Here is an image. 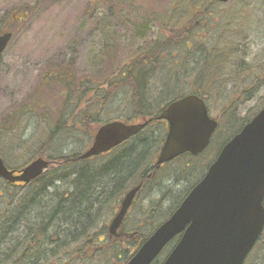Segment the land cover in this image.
Here are the masks:
<instances>
[{
    "label": "rangeland",
    "instance_id": "obj_1",
    "mask_svg": "<svg viewBox=\"0 0 264 264\" xmlns=\"http://www.w3.org/2000/svg\"><path fill=\"white\" fill-rule=\"evenodd\" d=\"M170 1L127 0V3L121 4L117 0H0L2 16L11 17L13 12L21 19L13 39L3 53L9 70L0 64V129L5 132L0 139V155L4 164L10 168L25 165L34 158V152L41 148L42 143L46 142L45 137L49 129L54 126L56 116L62 111L59 77L65 76V72L70 73L72 79H79L73 84L78 89L92 87L95 82L102 83L111 75L113 64L125 62L126 66L135 51L153 40L155 35H160V31L167 33L164 27L162 30L160 22L163 20L159 15L166 7L173 8L174 3ZM238 1L220 4L226 7L233 5L235 9L232 18L234 24L229 25L227 29L234 31L232 35L235 37L229 41L237 50L234 64L240 56L243 57L242 66L246 68L250 65L252 67L249 71L250 77L260 78L258 81L262 84V88L252 93L244 105L238 108L235 106L233 109L230 105L227 108L228 112H234L236 118L241 121L260 102V96L264 92V0H254L249 8L244 9H240L242 6L236 3ZM220 5L212 8L213 14H217L222 8ZM203 36L204 31L201 34V37ZM161 56L164 57L162 61L164 70L173 73L179 72L185 63L188 65L198 53H191L186 50L185 44H178L171 51L162 52ZM239 64L241 62L238 61L236 65ZM229 65L230 61L224 66L225 73L230 69L234 71V67L229 68ZM166 94L167 92L163 97ZM161 98L160 96L154 99L153 105L162 108L172 99L164 97L160 100ZM158 108H155V111ZM219 112L221 108L215 109L212 106L210 115L219 119ZM133 116L130 97L121 90L103 107L100 120L105 121L111 117L125 119ZM133 119V122H137L140 117ZM220 121L223 125V119ZM222 125L217 126L208 147L195 158H177L168 164L164 163L154 173L146 190L135 198L123 225L125 231L133 230L131 224L132 221L136 222L135 217L139 216V207L145 208L152 203L159 211L164 210L158 216H164L165 210L177 204V200L201 179L206 166L218 149L240 127V123L234 121L232 117ZM157 133L160 132L151 130L149 137L156 139ZM82 136L85 137L84 134ZM138 140L139 138L135 137L114 154L125 153V149L128 151ZM86 148L68 144L61 138L51 142L47 154L55 156L73 151L81 152ZM77 172L76 167L53 169L50 173L60 177L53 179L51 187L45 188L33 182L34 184L24 189L18 188L17 191L7 192L3 183H0V213L7 207L17 204V212L21 215L18 218L20 220L14 218L13 228L16 221L21 220L26 225H33L35 217L43 216L45 213L47 217L56 201L55 193L73 189L70 181ZM116 173L120 176L122 172ZM114 176L113 169L107 170L104 174L95 171L90 188L82 189V194L85 192L87 196L81 198L82 203L75 205V211H82V207L84 209V205L89 203L88 197L91 196L93 188L95 197H91V202H94L95 207L100 206L102 201L96 197L97 192L99 193L105 182H109ZM131 177L135 179L136 173L131 174ZM108 182L105 186L109 185ZM107 202L108 200L101 205L102 222L109 224L119 205L111 212L114 201ZM65 224V218L53 224L49 228L50 236L59 232L60 227H66ZM263 256L264 237L251 250L243 264L258 262L264 264ZM56 264L66 262L59 260Z\"/></svg>",
    "mask_w": 264,
    "mask_h": 264
},
{
    "label": "trees",
    "instance_id": "obj_2",
    "mask_svg": "<svg viewBox=\"0 0 264 264\" xmlns=\"http://www.w3.org/2000/svg\"><path fill=\"white\" fill-rule=\"evenodd\" d=\"M117 1L121 4L127 3V0ZM231 1L233 2V0L225 3L217 0H171L170 3H174L173 8L166 7L159 15V18L163 20L160 22L162 30L164 27L167 33L160 31V35H155L153 40L135 51L130 56L128 66L124 65L125 62L113 64V71L109 77L102 83L93 80L94 86L84 87V89H78L73 85L74 81L79 79H72L70 73L65 72V76L59 77L62 111L56 116L54 126L49 129L45 137L46 142H43L41 148L34 152V157L43 156L50 161L49 169L24 186L7 183L1 178L0 183H3L7 192L17 191L18 188L24 189L33 182L42 188L51 187L53 179L60 177L52 175L51 170L76 167L78 172L70 181L73 189L55 193L56 196L53 199L56 201L47 217H45L46 213L35 217V222L31 226L21 220V222L16 221L13 228L14 218L20 220L18 218L21 215L17 212V204L7 207L3 213H0V264H56L59 260H63L66 264H125L150 233L171 214L191 187L177 200V204L165 210L164 216H158L164 210L159 211L152 203L145 208L139 207V216L135 217L136 222L132 221L131 224L132 231H125L123 225L135 200L125 216L118 235L110 234L108 224L105 221L102 222L101 205L106 203V200L114 201L110 209L113 212L128 189L140 185L137 197L139 193L146 190L147 184L155 175L154 172L159 170L158 168L154 171L153 164L166 133L163 122L153 119L139 133L116 148L87 159L79 158L82 151L53 156L47 154V150L52 141L61 138L68 144L86 148L95 130L101 124L112 120L134 123L133 117H140V120L154 118L170 102L158 108L152 103L154 99L160 96L172 97L171 101H174L191 93L204 99L209 113L212 106L215 109L221 108L218 114L220 118L216 119L218 126L222 125L220 119H223V125L229 117L238 121L240 123L236 131L238 132L264 105V92L260 96V102L241 121L236 118L234 112L227 111L230 105H232L231 109L244 105L252 93L262 88V84L258 81L260 78L250 77L249 71L252 67L242 66L243 57L240 56L238 59L241 64L236 65L238 61L234 64L237 50L229 41L235 36L232 35L233 30L227 31V29L229 25L234 24L232 18L235 15V9L233 5L223 6ZM252 1L254 0H239L236 3L242 6L240 9H244L249 8ZM217 5L222 8L217 14H213L212 8L215 9ZM202 31H204L203 37H201ZM189 43L191 44L188 45ZM178 44H185L187 51L198 53V56H194L188 65L185 63L179 72L171 73L164 70L165 66L162 64L164 57L161 53L171 51ZM229 61L231 62L229 68L234 67V71L230 69L225 73L224 66ZM121 90L129 95L134 116L125 119L111 117L101 121V110L113 95ZM166 92L167 94L163 97ZM155 108L158 110L155 111ZM151 130L160 132L157 133L156 139L149 137ZM4 133L0 129V139L3 138ZM135 137L139 138L136 145L130 147L128 151L125 149L126 152L123 154H114ZM196 156L184 153L178 158H195ZM112 169L115 176L109 182L107 181L109 185L105 186L107 184L105 182L99 193L97 192L96 197L102 201L100 206L95 207L94 202H91V197H95L93 188L91 196L88 197L89 203L84 205V209L82 207V211H75V205L82 203L81 198L87 196L85 192L82 194V189L90 188L95 171L104 174ZM115 170L118 173L122 172L121 175L117 176ZM135 173L137 177L134 179L131 174ZM63 218H65L66 227H60L59 232L50 236L49 228ZM155 219L156 222H154ZM262 237H264V231L259 240ZM177 239L176 237L169 242L151 264H161ZM48 245L50 248H47ZM165 251L167 252L164 255Z\"/></svg>",
    "mask_w": 264,
    "mask_h": 264
},
{
    "label": "water",
    "instance_id": "obj_3",
    "mask_svg": "<svg viewBox=\"0 0 264 264\" xmlns=\"http://www.w3.org/2000/svg\"><path fill=\"white\" fill-rule=\"evenodd\" d=\"M225 3L228 0H217ZM10 33L0 35V52ZM167 121L154 167L187 152L198 155L217 128L200 96L187 94L171 101L156 117ZM150 120L105 122L79 158L107 152L141 131ZM50 161L35 156L20 168H8L0 156V177L24 186L44 173ZM140 185L129 189L108 225L112 235L131 206ZM264 105L220 149L204 176L174 211L140 244L125 264H151L176 236L161 264H243L264 230Z\"/></svg>",
    "mask_w": 264,
    "mask_h": 264
},
{
    "label": "flooded vegetation",
    "instance_id": "obj_4",
    "mask_svg": "<svg viewBox=\"0 0 264 264\" xmlns=\"http://www.w3.org/2000/svg\"><path fill=\"white\" fill-rule=\"evenodd\" d=\"M20 20H21L20 17L16 16L13 12L11 14V17H9V16L4 17L0 14V35H2L4 33H10L11 34V37L9 38L5 49L0 52V64L5 66L7 68V70H9V66L7 65V61H4V59H3L4 58L3 53L8 48L10 41L13 39L14 32H16L17 26H18ZM161 122H163L165 124V126L167 127V123L165 121H161ZM13 188H17V187L13 186Z\"/></svg>",
    "mask_w": 264,
    "mask_h": 264
}]
</instances>
